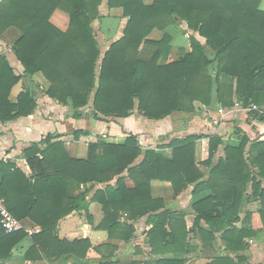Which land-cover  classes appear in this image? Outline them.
<instances>
[{
	"label": "trees",
	"instance_id": "trees-1",
	"mask_svg": "<svg viewBox=\"0 0 264 264\" xmlns=\"http://www.w3.org/2000/svg\"><path fill=\"white\" fill-rule=\"evenodd\" d=\"M103 1L0 0V35L11 27L20 30L22 35L14 51L25 75L31 77L42 72L50 82L47 94L72 108L74 116L81 117L80 109L88 105V114L103 121L109 117H129L136 108L146 118L160 120L175 111L193 112L196 102L205 106L217 102L230 107L236 97L244 107L264 104L262 0H155L151 6L143 0H108L112 14L113 9L122 8L123 16L129 20L122 39L106 52L98 75L100 50L92 23L99 16ZM57 8L70 16V27L65 32L50 21ZM179 20L186 22L190 30L199 32L207 42L202 45L190 35L192 51L180 60L160 65V58L171 48L170 37L163 31ZM156 32L163 35L158 38ZM142 44L157 48L150 60L138 58ZM222 77L236 79V85H228ZM17 81L13 77V82ZM35 108V97L28 89L20 94L18 104L1 111L0 119L28 116ZM251 114L264 120L258 111ZM58 137L48 134L42 139V144H46L44 150L37 143L27 150L28 162L37 163L38 172L33 177L10 165L9 171H14L10 174L13 185L10 189L4 184L0 187V195L6 197L7 207L14 216L19 220L30 218L41 227L32 236V249L43 251L49 258L67 255L85 259L99 252L102 246L94 248L88 239L60 240L57 227L73 211L85 207V193L75 194L82 184L110 182L116 176L119 178L115 185L96 191L94 200L101 202L106 212L99 227L110 232L121 227L125 240H130L134 228L132 224H119L121 209L131 212L133 219L155 213L149 219L153 225L149 231L152 246L158 241L186 245L188 231L184 215L168 209L160 212L165 207L161 199L152 197L153 180L171 182L176 194L188 185H195L194 195L209 191L210 195L194 204V208L198 214L196 224L204 219L211 229H200L197 225L196 228L203 237L209 236V240L214 239L215 226L225 230L223 237L229 251L244 250L245 239L256 234L236 228L233 222L246 191L245 187L241 189L243 182L245 186L253 183L264 215V188L258 181L264 179V141L252 143L247 157L249 138L245 137L239 146L224 144L219 137L211 138L210 158L222 145L225 156L211 169V178L202 180L204 173L194 157L196 141L202 135L173 138L168 144L173 149L172 160L153 149L143 150L132 133L124 132L120 140H115L113 136L95 137L77 130L74 138L79 142L80 153L74 157L66 151L64 141H54ZM255 150L259 152L258 158L253 157ZM141 155L143 160L134 165ZM255 166L260 168L258 173L250 169ZM221 168L226 170L229 183L219 186L215 178ZM127 179L134 182V188L127 187ZM228 195L232 198L228 203L214 204ZM26 236L22 230L6 233L0 219V260L8 259L12 249ZM227 263L236 264L232 258L214 262ZM98 264L117 263L110 260Z\"/></svg>",
	"mask_w": 264,
	"mask_h": 264
},
{
	"label": "crops",
	"instance_id": "crops-1",
	"mask_svg": "<svg viewBox=\"0 0 264 264\" xmlns=\"http://www.w3.org/2000/svg\"><path fill=\"white\" fill-rule=\"evenodd\" d=\"M154 2L155 0H143L147 6L153 5ZM260 9L264 10V7L260 6ZM99 11V16L92 23L94 37L100 50L98 75L106 52L112 44L122 39L129 20L128 17L123 16L122 8L113 9L112 14L108 7V0L103 1ZM50 21L64 32L70 27L69 14L60 8L54 11ZM163 33L170 37L171 48L160 58L158 62L160 65L180 60L189 54L192 51L190 35H193L202 45L207 42L199 32L190 30L186 22L181 20L166 27ZM163 33L158 34V38ZM21 35L20 30L15 27L7 29L0 35V115L1 111L8 110L9 106L18 104L20 94L28 89L35 97L36 108L28 116L0 119V187L4 184L10 189L13 185L10 174L14 171H9L8 166L10 165L16 167L27 177H33L34 172H38L36 161L28 162V166H22L19 161L28 160L27 150L36 143L41 150H44L46 144H42V139L48 134L60 135L54 141H64L66 151L74 157L80 153L79 142L74 138V132L77 130L90 132L95 137L113 136L115 140H120L124 132L132 133L138 137L139 145L143 150L153 149L167 160L173 159V149L168 147L173 138L182 139L190 135H202L196 141L194 149L195 162L200 171L204 173L202 180L211 178V169L216 167L219 160L225 156L222 145L218 151H215L214 157L210 158L211 138L219 137L224 144L233 146H239L245 137L249 138L250 143L246 149L247 157L252 143L264 141V120L253 116L251 112L254 110H249V107H236L237 102L242 104L238 97L235 98L234 105L230 107H224L217 102L211 106L196 102L193 112L175 111L160 120L148 119L136 108L129 117H109L107 120L100 121L88 114L90 105L81 108L83 115L76 117L72 108L47 94L50 82L42 72H37L31 77L25 75L24 66L14 51V45ZM156 51V47L142 44L138 58L150 60ZM210 56L213 58V53L210 52ZM13 77L18 78L16 83L13 82ZM222 80L228 85H236V79L232 77H222ZM258 108V113L264 115V104ZM6 114L8 115V112ZM13 114L16 113L13 112ZM6 155L8 161L3 159ZM38 155L42 157V154ZM83 156H86V150H83ZM143 157L141 155L134 165H138ZM253 157H259L257 150L253 151ZM250 169L257 173L260 171L257 166L250 167ZM225 171L221 168L215 178L219 186L229 183ZM118 178L119 176H116L112 181L105 183L82 184L84 189H81V185L75 194L85 193V207L73 211L62 219L57 227L60 240L74 242L88 239L94 248L102 246L99 252L92 253L85 259L67 255L58 259L49 258L43 251L32 249L34 244L32 236L38 234L41 227L30 218H26L21 221L24 225L22 231L26 232L27 236L12 249L8 259L0 260V264H98L110 260L117 264H171L178 261L183 264H214L222 258H232L236 264H264L262 201L254 193L252 182L246 183V186L244 182L240 184L241 189L245 187L246 191L240 199L241 207L233 225L238 229L254 231L256 234L247 237L245 239L246 248L237 253L229 251L228 242L223 237L225 230L215 226L213 240H209V236L208 238L204 236V238L197 230L198 214L194 204L206 199L210 192L194 195L195 185H188L176 194L171 182L161 180L151 182L152 197L161 199L164 203L165 208L160 212L168 209L184 215L188 231L186 245L185 242L180 245H166L160 241L155 246L150 244L149 231L153 225L149 223V219L155 213L137 216L133 219L128 210L118 211V222L121 226L133 225L134 231L131 233L130 240L122 238L124 229L121 227L112 232L101 229L99 226L106 218V212L102 203L94 200V196L96 191L103 190L108 185L114 186ZM259 180L264 188V179L259 178ZM126 185L130 189L135 186L131 179L126 180ZM2 197L6 199L5 196L2 195ZM230 199L232 200L228 195L226 201L216 200L214 204L228 203ZM197 226L200 229H211L204 219Z\"/></svg>",
	"mask_w": 264,
	"mask_h": 264
},
{
	"label": "built area",
	"instance_id": "built-area-1",
	"mask_svg": "<svg viewBox=\"0 0 264 264\" xmlns=\"http://www.w3.org/2000/svg\"><path fill=\"white\" fill-rule=\"evenodd\" d=\"M236 107L241 108L242 104L237 102ZM248 109L259 111V108L256 104H252ZM3 159L4 161H8V156L7 155L4 156ZM19 164H21L22 166H28V160L21 159V161H19ZM81 189H84L83 185L81 186ZM0 219H1L2 228L6 233H13L22 230L24 228L22 221L12 214V212L7 207L6 199L1 195H0Z\"/></svg>",
	"mask_w": 264,
	"mask_h": 264
},
{
	"label": "rangeland",
	"instance_id": "rangeland-1",
	"mask_svg": "<svg viewBox=\"0 0 264 264\" xmlns=\"http://www.w3.org/2000/svg\"><path fill=\"white\" fill-rule=\"evenodd\" d=\"M260 6L264 7V0L261 1ZM158 32H156L155 34H158Z\"/></svg>",
	"mask_w": 264,
	"mask_h": 264
}]
</instances>
